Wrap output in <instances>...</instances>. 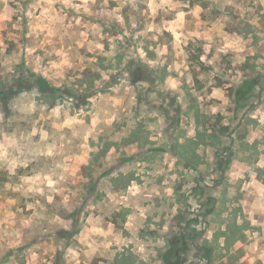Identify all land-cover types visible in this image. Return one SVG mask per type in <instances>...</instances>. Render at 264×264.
<instances>
[{
  "label": "clouds",
  "instance_id": "1",
  "mask_svg": "<svg viewBox=\"0 0 264 264\" xmlns=\"http://www.w3.org/2000/svg\"><path fill=\"white\" fill-rule=\"evenodd\" d=\"M0 264H264V0H0Z\"/></svg>",
  "mask_w": 264,
  "mask_h": 264
}]
</instances>
